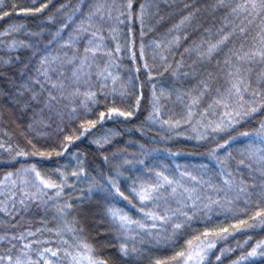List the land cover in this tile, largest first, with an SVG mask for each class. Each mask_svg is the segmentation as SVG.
Returning a JSON list of instances; mask_svg holds the SVG:
<instances>
[{"label":"snow or ice","instance_id":"snow-or-ice-1","mask_svg":"<svg viewBox=\"0 0 264 264\" xmlns=\"http://www.w3.org/2000/svg\"><path fill=\"white\" fill-rule=\"evenodd\" d=\"M52 7L53 0H0V45L9 53L8 58L0 56V77L13 85L7 104L19 112L12 122L23 139V144L14 141L7 130V140L0 139V155L8 157L0 167L13 169L0 178V264H139L145 237L158 248L171 249L170 255L153 256L150 264H214L213 256L215 264H223L222 257L237 250L241 254L231 264L264 258V239L245 251L252 241L249 230L264 228V0L61 3L47 17L48 23L56 16L62 19L43 54L34 50L27 62L21 60L20 51L35 46L17 39L26 31L19 21L40 20ZM177 13L179 21L165 27L166 19ZM153 33L157 35L145 39ZM53 45L58 47L49 51ZM125 60L131 62L127 78L121 75ZM14 63L23 64L21 77L32 73L19 85L4 71ZM166 75L172 78L168 91L157 84ZM146 84L150 96L145 95ZM173 96L169 108L166 102ZM145 100L147 116L137 130L143 135L146 127L159 126L164 139L182 137L195 141V148H206V158L218 170L215 180L206 163L194 171L180 164L169 170L149 163L151 153L143 145L139 151L144 159L118 149L103 160L111 164L120 157V162L89 173L86 157L72 152L76 142L87 140L94 151L107 153L121 135L114 126L133 123ZM245 125L254 131L240 132ZM240 137L247 143L233 168L231 149ZM66 155L77 161L71 173L58 166V158ZM125 172L130 175L122 181ZM133 172L139 175L133 178ZM128 179L132 183L125 189ZM81 182L88 184L87 197L65 195ZM93 193L99 194L102 209L84 207ZM120 200L127 207L119 206ZM39 212L44 215L36 227L30 222L22 226L29 213ZM81 219L97 224L99 242L116 248L115 255L97 251L84 236L88 225ZM193 221L203 224L202 230ZM238 234L247 238L214 252Z\"/></svg>","mask_w":264,"mask_h":264},{"label":"trees","instance_id":"trees-1","mask_svg":"<svg viewBox=\"0 0 264 264\" xmlns=\"http://www.w3.org/2000/svg\"><path fill=\"white\" fill-rule=\"evenodd\" d=\"M7 2V0H6ZM25 2H29V0H25ZM78 0H53V4L55 7H52L50 11H46L43 14V17L40 20H20V23H24L26 25V31L23 34H20L17 36V39L24 40L25 42H30L32 45H34V49L32 50H21L19 55L21 57V60L27 62L29 58L32 57L34 50H40L41 54H43V48L48 43V41L52 40L53 33L56 31V29L60 26V20L62 19V16H56L55 22L48 23L47 17L55 12V9L59 7L61 3H71L72 5H76ZM162 9H166L167 6L162 4ZM180 15L179 13L173 15L172 17L166 19L165 21V27H170L172 24L179 21ZM78 22V21H77ZM37 25H42V27H37ZM71 31V27L65 30L64 36L67 38L68 32ZM135 36L137 40V48L139 46V24L136 23L134 26ZM27 32H37L41 33L37 36H29L27 35ZM157 35V33H153L150 36L146 37V40L151 39L153 36ZM123 43V41H121ZM186 46V45H185ZM58 45H53L52 48L49 49V51H53L54 48H57ZM180 51H183V48L180 49ZM11 55L15 56V53H12ZM0 56H3L4 58H8L9 53L3 50V45H0ZM179 59V56L176 57ZM38 59V57L36 58ZM36 59H32V65L35 66ZM131 62L128 60H125L121 67V75L127 78L129 76L128 68L130 66ZM23 68V64H13L12 66L4 69L5 72L11 74V76L14 78L16 85H19L24 82V80L27 79V75H31V71H29L24 77H21L19 74V69ZM132 76H135V72L133 71L131 73ZM172 78L170 76L165 77H159L157 78V84L158 88H164L165 91H168L169 87L171 86ZM0 91L4 92L5 94L0 96V139L7 140V137L3 135V131L7 130L10 135H12L13 140H20V143L23 144V139L18 136V129L16 124H14L12 121L15 117L19 116L18 111H13L8 107L7 104V92L14 91L13 85L9 83L8 79L5 77H0ZM145 95L150 96L151 94V86L147 85L144 89ZM175 97H172V101H168L167 106L169 108L174 106ZM144 107L142 108L141 112L139 113V116L136 120L133 121L131 124L127 125H115L114 127H117L120 129L121 135L117 137V143L112 145L107 153H101L98 150H95V146L90 144L87 140H84L83 143L80 141H77L76 144L78 145L77 148H73L72 152L79 151L82 158L86 157L87 159V168L89 169V173L92 174V170L95 169L97 171L104 170L111 168L115 163L120 162V157L117 158V160L112 161L111 164H105L103 160V155L108 154L111 157L112 152H116L118 149H124L126 154H135L141 159H144L145 157L141 156L139 151V146L143 145L144 148L151 153L150 156L147 157L149 160V163H156V164H164L169 168V170L175 169L176 164H180L181 166H187L190 171L199 170L201 164H208L209 165V176H213V179L215 180L216 177L213 175L214 171H218L215 169V162L209 161L205 153L207 151L206 148H195L193 145L195 144V141H186L182 137L179 138H173L172 140L164 139V133L162 131H159V126H148L145 128L144 134L142 135L140 131L137 130V126L141 124V122L144 121V118L147 116V109L149 108V105L147 103V100L144 102ZM14 107V106H13ZM168 112H165V118L167 117ZM109 127H113L111 122H109ZM67 132L72 131V127L68 126L66 129ZM240 132L243 131H254L253 127L251 125H245L244 127L240 128ZM234 135L239 136V132L234 133ZM247 141L240 137L239 141L233 145V148L231 151L233 152V156L235 159L233 160V168H235L236 160L240 158V151L244 148ZM172 152H179V156H172L170 153ZM7 154L3 153L0 155V160H7ZM57 158H54V160ZM58 166H66L69 173H71L72 169L75 167L77 161L73 159L71 155H66L65 157L58 158ZM15 167H19V164L15 165ZM126 167H130L127 166ZM137 168L141 167L140 165L136 166ZM13 170L9 167H0V178L7 172ZM46 171L51 170L50 168H46ZM246 172V170H245ZM145 174H147V170H145ZM130 173L125 172L124 177L122 178V181L124 178L129 177ZM132 177L135 178V176L139 175V173L133 172ZM70 181H74V178L69 176ZM132 183L131 179H128L124 183V188H127V185ZM87 188L88 184L87 182H81L79 188L75 189L73 192L71 189H66L65 195L71 194L73 199L76 197H79L81 195H84L87 197ZM99 196L98 193H93L91 197L88 199H85L84 207H92V208H98L102 209L103 202L100 201L97 197ZM89 199L91 200V203L89 204ZM119 200V198H117ZM119 206L127 207V203L125 201L120 200ZM54 214V209L49 210L48 215L46 219L51 218V216ZM44 214L42 212H39L37 214L29 213L25 220L22 222L23 227H28L29 222L31 223L32 227H36L40 223V217ZM81 224L87 223L88 227H86L84 236L90 241L94 242L95 246L97 248V251L102 253L104 256L109 255H115L116 254V248L113 247H105L101 242H99V238L96 236L95 228L97 227V224L93 222L92 220L85 221L81 219ZM194 227L201 229L203 228V224H199L197 221H193ZM99 227H107V225L100 223ZM187 232H192L193 229H187ZM249 234L252 235V241L249 243V245L246 246L245 251L250 250L252 244H254L257 240L264 239V228H256L249 230ZM188 237H182L180 239V245L183 244L184 240ZM247 238L246 234H238L235 239H231L227 242H221L217 249L214 250V252L218 255L219 254V248L220 247H227L229 245L235 246L236 241H243ZM152 238L145 237L144 244L141 246L143 249V255L141 259L139 260V264H150L151 258L155 255H170L171 249H164L162 246L157 247L153 242H151ZM240 250H237L236 252L227 254L225 257H222L223 264H231L232 260H235L240 255ZM213 262L215 264V257L213 256ZM254 264H264V258H255Z\"/></svg>","mask_w":264,"mask_h":264}]
</instances>
